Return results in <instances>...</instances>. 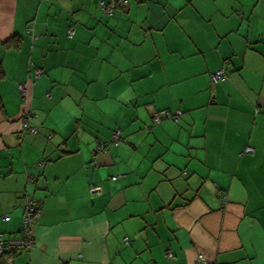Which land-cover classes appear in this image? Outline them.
<instances>
[{
    "label": "crops",
    "instance_id": "0c3cea01",
    "mask_svg": "<svg viewBox=\"0 0 264 264\" xmlns=\"http://www.w3.org/2000/svg\"><path fill=\"white\" fill-rule=\"evenodd\" d=\"M100 1L0 0V234L39 207L13 264H264V0Z\"/></svg>",
    "mask_w": 264,
    "mask_h": 264
},
{
    "label": "built area",
    "instance_id": "2783aa9c",
    "mask_svg": "<svg viewBox=\"0 0 264 264\" xmlns=\"http://www.w3.org/2000/svg\"><path fill=\"white\" fill-rule=\"evenodd\" d=\"M118 2H122V4H127L128 0H110L108 2L101 1L100 5L103 8V10L109 14L113 15V12L115 8L118 5ZM68 34L70 37L74 36L75 29L71 28L68 31ZM42 73V70L37 69V75L39 76ZM226 70L224 68L216 71L212 75V79L214 82L224 81L226 79ZM19 90L21 93V97L23 99H26L28 97V83H22L19 85ZM181 114L180 111H178L177 114H173L169 110H162L157 111L153 116V124L157 125L159 124L164 118H172L174 120H178V116ZM30 116L31 113L26 112L23 114V120H22V129L33 133L38 134L40 132V129L38 127H34L30 124ZM122 142L121 135L119 131H115L109 141H106L101 144L100 151L101 150H107L108 145L113 144L115 146H119ZM247 153H252L253 148L247 147L246 149ZM116 179V177L114 178ZM99 189L98 187H95L93 190ZM39 217V207L38 203L34 199H28L25 207V213L23 216V235L20 238H4L2 234H0V258L2 256L6 255L5 261L7 264H13L14 258L13 254L11 252H20V251H26L31 249L35 244V239L32 234V227L37 222V219ZM8 219V217H6ZM128 241V239H126ZM172 256V255H170ZM200 258L202 259L203 256L201 255Z\"/></svg>",
    "mask_w": 264,
    "mask_h": 264
},
{
    "label": "trees",
    "instance_id": "16d2710c",
    "mask_svg": "<svg viewBox=\"0 0 264 264\" xmlns=\"http://www.w3.org/2000/svg\"><path fill=\"white\" fill-rule=\"evenodd\" d=\"M101 1H104V0H101ZM100 1V2H101ZM107 2V1H106ZM122 2H118V5L119 4H121ZM118 5H117V7H118ZM125 5H127V4H125ZM116 7V8H117ZM116 8H115V10H116ZM115 10H114V12H115ZM114 12H113V14H114ZM225 70H226V73H227V75H226V79L225 80H227V78H228V71H227V69L226 68H224ZM213 80V79H212ZM224 80V81H225ZM214 82V81H213ZM219 82H222V81H219ZM219 82H214V83H219ZM162 111V110H161ZM115 178V177H114ZM16 253H18V252H11V254H16ZM5 258H6V255L5 256H2L1 258H0V264H3V262L5 261Z\"/></svg>",
    "mask_w": 264,
    "mask_h": 264
}]
</instances>
